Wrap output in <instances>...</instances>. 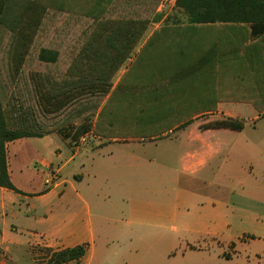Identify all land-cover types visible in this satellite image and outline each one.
I'll list each match as a JSON object with an SVG mask.
<instances>
[{"label":"trees","instance_id":"obj_1","mask_svg":"<svg viewBox=\"0 0 264 264\" xmlns=\"http://www.w3.org/2000/svg\"><path fill=\"white\" fill-rule=\"evenodd\" d=\"M42 1L0 0V31L8 38V70H0L1 188L17 192L6 145L19 139L54 132L72 142L90 132L104 139L122 138L121 133L154 138L214 112L218 102L250 103L264 113V0H176L185 21L163 22L115 86L113 77L148 25L162 19L155 13L159 0H139L138 13L119 19L103 17L107 0H85L91 23L63 70L59 50L42 46L33 55L53 5ZM76 122H81L77 129ZM240 126L233 119L216 124L229 130ZM39 252V264H68L84 257L86 245Z\"/></svg>","mask_w":264,"mask_h":264},{"label":"crops","instance_id":"obj_2","mask_svg":"<svg viewBox=\"0 0 264 264\" xmlns=\"http://www.w3.org/2000/svg\"><path fill=\"white\" fill-rule=\"evenodd\" d=\"M211 113L172 129L190 147L174 168L126 151L74 149L56 134L8 143L17 192L0 187V264L83 245L84 257L68 264H212L217 248L218 264H264V162L236 183L221 140L229 129L216 127L233 118L194 120ZM95 137L92 145L122 143ZM255 170L260 179L249 178ZM49 171L58 175L52 185Z\"/></svg>","mask_w":264,"mask_h":264},{"label":"rangeland","instance_id":"obj_3","mask_svg":"<svg viewBox=\"0 0 264 264\" xmlns=\"http://www.w3.org/2000/svg\"><path fill=\"white\" fill-rule=\"evenodd\" d=\"M163 1L164 0H159L158 5L155 8V13L161 14L162 19L158 23H150L148 25L139 44L131 53L130 58L126 59V61L122 64L113 77V86L116 85L123 71L127 69L133 56L140 50V48L145 44L153 32H155L163 24V22L167 20L172 22L177 19L181 22L185 21V17L179 13L174 6H171L172 0H166L167 4L164 6V8H160V5L163 3ZM84 2L85 0H79L76 1V5H73L72 0L42 1V3L47 5H53H49V7H47V13L43 19L38 35L34 40L33 55L37 49L42 46L55 48L59 50L64 57L59 70H63L67 66L68 60L71 58V53L74 52L79 46L81 32L91 23V19L85 17V12L87 9L86 5L84 6ZM139 3V0L103 1V9L105 10L103 17L108 19L132 17L134 16V12L140 9L138 7ZM7 40V36L3 35L0 31V70H8L6 61ZM31 68L32 67L29 66L25 70H30ZM130 77L131 75H129L127 79ZM219 104L222 105L217 110ZM214 112L215 113L202 115L195 118L194 120L203 122L210 117H213V120H216V118L221 119L230 116L234 121L241 123L239 129L227 130V135L221 136L223 147L225 149H229V151H232V156L227 162V167H230L232 175L234 176V181L238 182L237 179L240 180L247 176V171L250 170V167H255L256 164L264 162V113H260V111L256 110L250 103L233 101L216 103V110ZM93 121L94 118L91 119V121L85 122L84 126L87 127L92 125ZM80 126L81 122H76L74 128L77 129ZM180 131L181 129H175L163 134L162 136L154 138L140 136L135 137L132 135V137H128L126 135L129 133H121L117 135L122 137L118 138L122 141V143L114 144L103 141V143L98 144V141H96L94 145L92 144L95 139H90L87 136H85V141H81L79 139L78 141L72 142L70 139L62 138L58 133L54 132L52 134H56V136H58L62 141H68L69 147H73L74 149H76V147L84 146V151L93 150L91 152L98 150V148H102L103 153L112 152L114 149L115 152L117 150L122 152L126 151L129 153H136L144 157L147 156L148 160L151 162L161 164L165 163L174 168L177 166L180 154L190 148L186 145V142L183 138H178V136H180ZM147 132L148 131L145 133ZM62 141H60L61 144L63 143ZM260 177L261 175L258 174L257 170H255L254 176H250L249 178L257 180L260 179ZM182 183L186 184L187 180L183 178ZM223 251L224 250L222 248H217L213 258H211L213 260L212 264H218V257L222 255ZM40 254L41 253L38 252V250H35L31 257V255L26 252L22 255L20 264H32L33 261L34 264H39L43 260L42 256L40 257ZM36 257H39L40 259ZM182 262L193 263V256L184 258ZM230 264L236 263L233 262Z\"/></svg>","mask_w":264,"mask_h":264},{"label":"built area","instance_id":"obj_4","mask_svg":"<svg viewBox=\"0 0 264 264\" xmlns=\"http://www.w3.org/2000/svg\"><path fill=\"white\" fill-rule=\"evenodd\" d=\"M176 0H172L171 6L175 5ZM167 4V1L164 0L163 3L160 5V8H164V6ZM90 139H96V137L91 133L90 136H87ZM85 136L80 138L81 141H85ZM58 175L56 171H49L47 175L46 185H52L55 181H57Z\"/></svg>","mask_w":264,"mask_h":264}]
</instances>
